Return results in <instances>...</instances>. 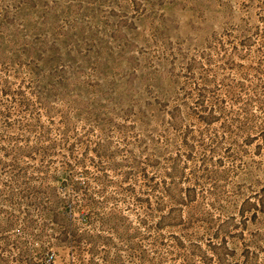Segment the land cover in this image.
<instances>
[{
	"label": "rangeland",
	"instance_id": "obj_1",
	"mask_svg": "<svg viewBox=\"0 0 264 264\" xmlns=\"http://www.w3.org/2000/svg\"><path fill=\"white\" fill-rule=\"evenodd\" d=\"M0 264H264V0H0Z\"/></svg>",
	"mask_w": 264,
	"mask_h": 264
}]
</instances>
